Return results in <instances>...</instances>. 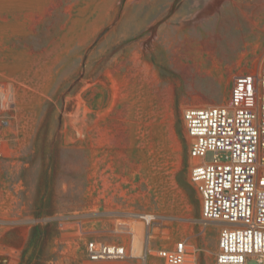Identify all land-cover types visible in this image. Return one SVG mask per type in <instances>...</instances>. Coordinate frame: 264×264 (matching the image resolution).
<instances>
[{
	"label": "rangeland",
	"instance_id": "374dc122",
	"mask_svg": "<svg viewBox=\"0 0 264 264\" xmlns=\"http://www.w3.org/2000/svg\"><path fill=\"white\" fill-rule=\"evenodd\" d=\"M262 56L264 0H0V79L16 97L0 208L35 222L0 237V264H162L153 251L88 260L54 225L43 243L31 235L48 216L91 211L93 235L117 241L108 230L128 210L157 213L167 242L214 264L219 227L190 197L181 115L226 105Z\"/></svg>",
	"mask_w": 264,
	"mask_h": 264
},
{
	"label": "built area",
	"instance_id": "2783aa9c",
	"mask_svg": "<svg viewBox=\"0 0 264 264\" xmlns=\"http://www.w3.org/2000/svg\"><path fill=\"white\" fill-rule=\"evenodd\" d=\"M15 109L14 85L0 79V160L8 157L3 131ZM181 118L200 221L219 227L214 264H246L249 257L264 264V56L254 71L233 77L226 105L186 107ZM208 151L213 158L205 162ZM7 207L0 208V237L16 225L35 223ZM96 215L62 213L43 224L52 222L55 241L63 248L73 246L88 260L136 258L143 249L144 256L153 251L162 264H196L195 248L185 239L165 240L167 227L155 212L128 210L116 216L108 231L117 241L93 235L88 225Z\"/></svg>",
	"mask_w": 264,
	"mask_h": 264
},
{
	"label": "trees",
	"instance_id": "16d2710c",
	"mask_svg": "<svg viewBox=\"0 0 264 264\" xmlns=\"http://www.w3.org/2000/svg\"><path fill=\"white\" fill-rule=\"evenodd\" d=\"M189 190V194H190V197L192 200H197V194H195L196 192L192 189H188ZM53 223L52 222H46L45 224H36L34 225L32 228H31V235H36L37 234V239H39L42 243L44 241H46L47 239V236L49 233H51L53 231ZM50 258L49 257H46V258H42L41 261L42 263H45L46 261H48ZM37 262H39V258H37ZM41 261H40V264H41ZM19 264H29L27 261H22L20 260V263ZM36 264H39V263H36Z\"/></svg>",
	"mask_w": 264,
	"mask_h": 264
},
{
	"label": "bare ground",
	"instance_id": "6f19581e",
	"mask_svg": "<svg viewBox=\"0 0 264 264\" xmlns=\"http://www.w3.org/2000/svg\"><path fill=\"white\" fill-rule=\"evenodd\" d=\"M141 257L143 258V260H144V258H145V256H144V252H143V249H141ZM143 264H144V261H143Z\"/></svg>",
	"mask_w": 264,
	"mask_h": 264
}]
</instances>
